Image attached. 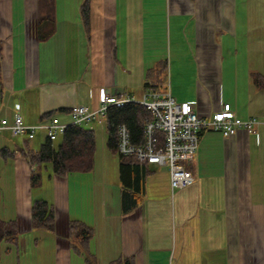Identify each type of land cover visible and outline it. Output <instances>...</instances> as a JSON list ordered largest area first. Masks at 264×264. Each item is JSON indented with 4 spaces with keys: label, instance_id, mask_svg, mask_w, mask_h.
Returning a JSON list of instances; mask_svg holds the SVG:
<instances>
[{
    "label": "crops",
    "instance_id": "1",
    "mask_svg": "<svg viewBox=\"0 0 264 264\" xmlns=\"http://www.w3.org/2000/svg\"><path fill=\"white\" fill-rule=\"evenodd\" d=\"M20 1L18 19L7 34L0 31V118L12 120L20 112L28 124L46 122L53 116L67 122L73 105L98 106L102 88L109 94L136 96L139 90L143 94L151 68L146 64V43L168 37L171 49L174 42L175 61L171 57L167 63L170 75L168 80L165 73L163 85L169 83L178 102H192L201 117L211 116L229 103L241 119L256 116L261 122L253 132L242 129L231 136L203 131L196 154L184 163L194 182L175 190L166 165L138 162L141 179L123 182L120 154L108 147L106 122H90L86 126L94 130L96 138L97 130L104 135L107 129V149L119 155L118 176L108 178L103 171L106 168H101L99 179L97 162L89 172L58 175L52 170L48 180L55 179L54 195L48 199L51 203L44 199L52 204L55 216L94 226L92 249L97 257L101 250L105 255L117 251V257L135 256L137 264H169L176 257L186 261L184 264L205 260L257 264L254 220L264 217V89L253 84L251 73L263 71L247 65L239 74L226 67L225 60L240 54L238 37L246 44L241 52L245 59L252 57L253 44L264 43L262 3L161 0L158 6L157 0H149L147 19L146 0H139L134 33L123 0L121 4L118 0H91L89 29L82 21L80 3L75 19L55 21L54 32L38 39V2ZM157 7L168 15L160 23L152 17ZM130 32L136 34L134 59L130 56ZM38 135H43L44 141L47 138L44 131L33 139L10 131L0 135L5 159L27 157L30 181L34 168L42 173L43 164L38 167L31 160L32 151L44 143L34 147ZM42 183L43 175L39 185ZM126 190L134 193L136 201L129 211L123 205ZM114 236L119 237L117 248ZM65 246L67 259H81L72 253L69 240Z\"/></svg>",
    "mask_w": 264,
    "mask_h": 264
},
{
    "label": "rangeland",
    "instance_id": "2",
    "mask_svg": "<svg viewBox=\"0 0 264 264\" xmlns=\"http://www.w3.org/2000/svg\"><path fill=\"white\" fill-rule=\"evenodd\" d=\"M31 2H35V0H31ZM81 2H83V0H51V8L53 9V12H51L50 17L58 22H64L68 19H75L76 14L79 13L78 8ZM118 2L120 3V0H118ZM238 2L241 3V0H238ZM252 2H258L259 4L262 3V7L264 9V0H252ZM21 3L22 2L20 0H0V31L2 35L3 33L4 35L8 33L9 27L13 26L14 22L21 14L19 9ZM123 3L126 4V14L131 21L129 29L131 32L134 31L135 33L138 18L139 0H123ZM156 3H158V6H160L161 0H157ZM146 4L147 10L145 13L147 19H149V0H146ZM38 6H40V15L42 16L45 13L46 8H50V6H46L45 0H40ZM158 8L159 7H157V11L152 12V17L155 18L156 22L160 23L161 20L167 19L168 15H166L165 12L161 10V8ZM62 9H64V11ZM29 13H32V11ZM119 19L121 18L119 17ZM131 32L129 47L131 52L130 56L134 59L136 56L135 54H132L134 52L132 50L135 48L136 34ZM239 36H241V34H239ZM238 39V49L240 54H238V56L235 55L232 56V58L226 59L225 66H230L235 70L237 69L238 73L240 74L243 73L247 65H251L253 70L255 69L256 71H263L264 73V43L253 44L252 57L250 59H245L241 52H244L246 44L242 38L238 37ZM170 41L171 40L168 37H165V39H161L159 37L157 42L146 43V64L151 65L148 66V68H152L155 62L167 64L171 61V57L174 58L175 61V49L173 48L174 42H172L171 49ZM183 46H185V43H183ZM165 73L166 75L168 74L167 79L169 80V67L168 70L166 69ZM141 97L142 90H139L136 92V98L140 99ZM93 126L95 125L93 124ZM106 134V128L104 129V135L97 130L95 163L97 162L96 173L99 179H101L100 175H102L101 168H106V170L103 171H106L104 175H106L108 178L118 176L119 153L117 152L118 154H113L109 149H107ZM43 141L44 136L38 135L37 138L33 140L32 144L35 148H39ZM1 149L2 146H0V214L2 218H17L20 222L21 229L19 233L18 246H12L10 253L3 251L2 255L0 256V264H16L18 261L23 264H70V261L71 264H85L83 258L80 260H75L74 258L69 260L66 258L68 249L65 245L68 241L67 221L69 219L56 217V230L54 232L39 231L31 226V199L45 198L48 200L54 195L55 179L53 182L48 180L49 175L53 170L52 167L47 165L48 163L43 164L41 168L43 175L42 185L31 186V166L27 157L16 155L15 157H8V159H5L1 154ZM106 182L108 183L109 187L113 188V185L109 182V180L106 179ZM72 185L74 186V183H72ZM31 196L33 198H31ZM254 231L256 242V263L264 264V217L256 218L254 220ZM114 243L117 248L119 244L118 236H114ZM6 247L7 246L4 245L2 249L4 250ZM116 253L117 251H112L107 253L108 255H105L104 251L98 250V257L100 258L98 261L99 264H110V261L117 257L118 254ZM62 254H64L65 257ZM111 256L114 258H111ZM184 263H186V261H178L176 257L174 263L170 261L169 264ZM201 264H214V261L205 260Z\"/></svg>",
    "mask_w": 264,
    "mask_h": 264
},
{
    "label": "trees",
    "instance_id": "3",
    "mask_svg": "<svg viewBox=\"0 0 264 264\" xmlns=\"http://www.w3.org/2000/svg\"><path fill=\"white\" fill-rule=\"evenodd\" d=\"M45 13L38 15L35 21V34L38 39H45L55 29V20L50 17L53 9L51 0H45ZM40 0H38V5ZM82 21L87 29L90 28L91 0H83L80 6ZM167 64L158 63L157 66L147 71V89H160L163 87L164 75ZM251 79L257 88L264 89V74L252 72ZM51 115V112H50ZM153 118L151 110L135 102H127L121 106H111L106 114L105 122L109 131L108 147L115 151L118 148L117 127L125 123L131 130L132 142L140 144L144 141V130L147 120ZM160 144L164 143V133L157 132ZM59 138V137H58ZM52 140L46 138L38 150L32 151L31 160L41 166L50 163L53 171L58 175H66L72 172H89L95 165L96 137L92 128L83 125H71L60 135V138ZM120 176L123 182L131 184L140 180V161L134 157L120 155ZM140 162V163H138ZM143 163V162H142ZM42 173L40 168H34L31 181L33 185H39ZM134 193L126 190L123 197L125 210H131L136 201ZM133 201V202H132ZM31 225L40 231L54 232L56 230V216L52 204L45 199H37L31 208ZM21 225L18 219H3L0 214V256L3 251L11 252L12 246L17 247ZM95 235L94 226L79 220L72 219L68 223L69 247L75 255L84 259L85 264H99L97 255L92 249V240ZM7 247L3 250V246ZM16 264H23L18 261ZM110 264H137L135 256L117 257Z\"/></svg>",
    "mask_w": 264,
    "mask_h": 264
},
{
    "label": "built area",
    "instance_id": "4",
    "mask_svg": "<svg viewBox=\"0 0 264 264\" xmlns=\"http://www.w3.org/2000/svg\"><path fill=\"white\" fill-rule=\"evenodd\" d=\"M127 102L143 105L152 111L153 118L147 120L144 141L140 144L132 142L131 130L127 124H119L118 153L134 157L143 163L168 166L173 190L186 188L194 182L192 172L184 163L192 160L196 154L203 131H219L224 136H231L242 129L253 132L261 123L256 116L241 119L229 103L223 104L211 116L201 117L192 102H178L171 93L169 83H165L160 89H146L140 99L129 92L109 94L102 88L98 106L73 105L70 109V120L67 122L53 116L46 122L28 124L22 114L16 112L12 120L0 118V134L10 131L14 136L33 139L39 131H44L47 137L56 140L71 125L103 123L111 106H121ZM159 130L164 133L163 144L159 142Z\"/></svg>",
    "mask_w": 264,
    "mask_h": 264
}]
</instances>
